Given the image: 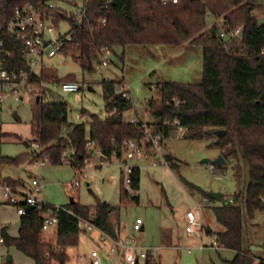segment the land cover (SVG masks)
<instances>
[{"label": "trees", "instance_id": "16d2710c", "mask_svg": "<svg viewBox=\"0 0 264 264\" xmlns=\"http://www.w3.org/2000/svg\"><path fill=\"white\" fill-rule=\"evenodd\" d=\"M254 0H83L85 17L80 27L74 25L75 14L62 10H49L45 0H0V26L4 27L16 9L31 5L59 22L70 24V41H65L62 54L69 56L84 71H93L92 63L101 51L127 45L181 46L185 43L202 49L201 83L183 84L164 82L157 85L161 99L147 104L149 114L156 119L153 125L131 123L123 114L132 107L131 99L117 91L121 83L103 81L102 98L107 116L91 115L88 131L84 124L67 122V106L46 103L45 93L32 99L31 135L26 145H37L41 151L32 162L46 159L59 166L68 163L73 171H81L90 161V146L96 148L103 159L122 160L125 143L145 140L143 126L153 135L168 138L177 129L174 121L185 130V140H201L207 131H224L219 138L223 159L233 161L238 190L231 199L212 209L217 223L223 228L214 234L220 249L233 252L226 264H263L244 247V227L258 211L264 210V25L258 26V9ZM221 18L226 40L217 36L212 26L205 32L206 17ZM105 19V24L100 19ZM240 29L237 38L228 35ZM214 34V36H212ZM13 56L9 69L25 68L20 46L9 42ZM236 50L245 55L237 56ZM37 78L46 83L69 82L70 77L58 78L56 70L41 67ZM177 102V103H175ZM66 129V136H62ZM70 153L66 156L65 151ZM31 155L0 156V184L13 190L23 189L22 181L4 177L6 168H17ZM170 168L174 167L170 157ZM140 169L130 174L129 190L121 186L120 204L128 200L138 204ZM209 199H211L209 197ZM223 200V196L222 199ZM55 213L57 218L55 244L41 239L44 214L48 204L40 210L24 205L25 213L19 217L16 237L0 227L1 245L13 248L33 264H66L67 250L77 247L83 231L80 222L90 223L96 230L114 237L118 228V208L105 202L88 207L73 201ZM209 234L211 232L209 231ZM264 254V239L261 244ZM5 264H12L11 260Z\"/></svg>", "mask_w": 264, "mask_h": 264}, {"label": "rangeland", "instance_id": "374dc122", "mask_svg": "<svg viewBox=\"0 0 264 264\" xmlns=\"http://www.w3.org/2000/svg\"><path fill=\"white\" fill-rule=\"evenodd\" d=\"M47 2L75 16L83 6V0ZM253 4L258 9V17H264V0H254ZM212 26H215L218 32H225L222 19L208 15L204 31H209ZM69 30V23L59 22L51 37L58 39L67 35ZM223 40H226V36ZM235 54L245 55L241 50H236ZM97 57L92 63L91 72L82 70L79 64L62 53L42 60L45 66L56 70L58 78L70 77L69 82L77 83L80 87L77 92L64 93L59 83H46L43 100L46 103L65 104L68 110L67 122L72 125L84 124L86 131L91 115H97L101 119L107 116L102 98L103 81L121 83L118 87L127 92L128 98L131 99L132 107L123 114V120L130 122L136 119L144 125H153L156 122L149 114L147 104L151 100L161 99L158 84L201 83L202 49L188 43L181 46L127 45L101 51ZM101 61H105L106 65L102 66L99 63ZM20 97L21 102L7 97L0 107V156L31 155L21 166L11 168L14 172L13 178L25 180L22 181L24 186L32 177L37 179L41 190L36 196L44 203L63 207L72 199L88 207H94L97 201L117 207V220L121 229L132 236L141 247L162 248L159 256L154 261H149V264H226L225 261L233 258V252L217 249L214 245V234L223 228L217 223L212 209L227 203L238 190L234 163L231 160L225 161L221 156L219 137L205 135L201 140H185L181 131L172 130L168 138L163 140V155L170 157L174 167L153 168L141 160L130 161V165L140 169L139 190L136 193L138 204L130 200L120 204L121 186L125 189L127 187L123 182L119 161L112 157L101 162L97 149L93 146H90L91 163L84 167L82 174H77L76 187L72 185L76 175L68 163L59 166L45 163L41 166L39 161L32 162L35 146L25 143L32 141L30 122L33 103L26 93H21ZM62 136H66V129H63ZM38 152L40 151L37 150ZM69 153V150L65 151L66 156ZM220 157L224 161L221 165H216L215 161ZM3 176L10 177L6 169ZM129 193L134 194L131 191ZM211 193L221 194L223 200L209 199ZM187 211L194 213L198 223L191 236L185 234ZM0 218L8 227L9 234L17 233V222L12 207H2ZM137 219L142 221L143 231L135 233L132 226ZM208 230L211 234H206ZM55 235L56 228L42 232L45 240H50ZM81 237L83 236L80 235ZM167 238L170 242H167ZM263 239L264 210L256 212L253 220L244 227V247L256 259L264 260L261 248ZM96 245L85 246L81 238L78 250L69 249L67 264H88L86 258L80 261L76 254L84 252L81 256H88L93 249L100 250L102 264H119L116 258L104 256L107 247ZM15 255L24 260L18 263L14 258L12 264H27L23 262L26 259L28 261L27 257L0 244V264H5L8 256Z\"/></svg>", "mask_w": 264, "mask_h": 264}, {"label": "built area", "instance_id": "2783aa9c", "mask_svg": "<svg viewBox=\"0 0 264 264\" xmlns=\"http://www.w3.org/2000/svg\"><path fill=\"white\" fill-rule=\"evenodd\" d=\"M166 0H164L165 2ZM173 3L176 0H172ZM49 10H56V6L48 3L45 4ZM85 17V8L82 6L74 19V25L80 27L82 20ZM102 25L105 24V19H100ZM225 29L227 26L223 25ZM55 24L53 19L47 16L31 5H26L20 9H16L12 18L8 21L6 26H0V107L7 97H12L16 102L22 100L21 93H26L30 100L40 98L45 93L46 82L37 78L38 72L41 67L45 66L42 62L45 58H53L61 49L65 41H70V35L53 39L51 36L54 33ZM240 34V29H235L229 33L230 38H237ZM217 36L223 40L225 32H218ZM9 42H14L20 46L23 64L25 68L16 71L8 68L13 52ZM102 66L106 65L105 61L99 62ZM60 89L64 93H74L80 90L77 83L63 82L59 84ZM124 87V86H123ZM121 88V87H120ZM119 87L117 91L122 93L123 97L128 98V94L122 91ZM126 88V87H125ZM120 89V90H119ZM128 91V88H127ZM177 103V102H175ZM1 113V110H0ZM131 123H138L136 119L130 121ZM177 129L184 134L185 130L179 126L177 121L173 122ZM147 143L145 140H131L125 143L124 158L119 161V166L123 173V182L126 189H130V174L135 166L129 164L130 161H143L150 167L167 166L170 168V162L163 155V139L161 135H153L151 130L143 126ZM36 151H41V148L34 145ZM98 152V153H97ZM100 161H104L101 153L97 150ZM41 166L47 163L46 159H41L38 162ZM89 165L91 162H84ZM212 170V167H210ZM81 171H74L75 179L72 183L74 187L78 186L76 181L77 174H82ZM24 192L21 190H13L10 187L0 184V206L12 207L17 216H22L25 213L24 205L36 207L40 210L43 206L47 205L36 194L41 190V184L37 179H30L28 184L25 185ZM130 191V190H129ZM63 210L62 207H55L48 205L47 212L44 214V220L41 227L42 232L50 228H56L57 218L55 213ZM185 234L191 236L195 231L194 228L198 226L194 213L187 211L185 213ZM143 223L137 219L132 226L135 233L141 231ZM80 228L83 233L96 230L90 223L81 221ZM100 232V231H99ZM100 241L108 244L104 250V256L107 258L114 257L119 264H140L148 261H154L161 252V247H141L140 244L132 237H120L118 230H114V237L100 232ZM2 240L0 239V244ZM214 245L217 249L218 244L214 240ZM190 251L188 250V253ZM88 260V264H102L100 257V250L93 249L88 256H80L79 260ZM264 264V263H263Z\"/></svg>", "mask_w": 264, "mask_h": 264}, {"label": "crops", "instance_id": "0c3cea01", "mask_svg": "<svg viewBox=\"0 0 264 264\" xmlns=\"http://www.w3.org/2000/svg\"><path fill=\"white\" fill-rule=\"evenodd\" d=\"M34 153H35V151H34ZM33 153V154H34ZM30 164H32V163H30ZM6 172L9 174V176H10V178H12V179H14V180H20V181H25V180H23L22 178H13V175H14V172L12 171V169L11 168H6ZM33 178V177H32ZM31 178V179H32ZM19 190H21L22 192H24V188L23 189H19ZM2 207H8V206H0V209L2 208ZM14 214H15V217H16V222H17V231H18V227H19V216H17L16 215V213H15V211H14ZM0 227H6V229H7V233H8V227L7 226H5V222H2V220H1V218H0ZM117 230H118V233H119V235H120V237H126V236H130V235H128L123 229H121L120 228V226H119V224H118V228H117ZM133 231V230H132ZM141 231H143V227H142V229H141ZM140 231V232H141ZM209 231V230H208ZM8 235L9 236H11V237H16L17 236V233L16 234H9L8 233ZM100 232L98 231V230H92V231H90V232H85V233H83V237H81L82 238V243L85 245V246H88V245H91V246H94V244L96 245V246H104V247H107L108 246V244L107 243H105V242H101L100 241ZM44 237L42 236V234H41V239H42V241L43 242H45V243H49V244H52V245H54L55 244V241H56V235H55V237H53V238H50V240H45V239H43ZM81 238L79 239V243H80V241H81ZM167 242H170V239H168L167 238ZM79 243H78V245H77V247H75V248H72V249H75V250H78V246H79ZM177 249H178V247H177ZM68 251H69V249L67 250V256H68V258H67V262H66V264L68 263V261H69V253H68ZM84 254V252H82V254L80 253V254H76V257L78 258V257H80L81 255H83ZM7 258H9L11 261H13L14 260V258L16 259V261L18 260V263L20 262V263H22L21 261L22 260H24V259H20V257L18 256V255H15V256H8ZM6 258V259H7ZM15 262V261H14ZM23 262H27V264H33V262L30 260V259H28V261H27V259L25 260V261H23ZM15 264H16V262H15ZM144 264H149V261L146 263V262H144Z\"/></svg>", "mask_w": 264, "mask_h": 264}, {"label": "water", "instance_id": "95a60500", "mask_svg": "<svg viewBox=\"0 0 264 264\" xmlns=\"http://www.w3.org/2000/svg\"><path fill=\"white\" fill-rule=\"evenodd\" d=\"M45 1H47V0H45ZM257 25L258 26H261V25H264V17H261V18H259V19H257ZM212 36H214V34H212ZM39 99L38 98H36V101H38ZM205 135H208V136H210V135H216L217 137H219V138H222L223 136H224V131H216V132H214V133H212V132H210V131H207L206 133H205ZM223 159L220 157L219 159H217L216 161H215V164L216 165H221L222 163H223ZM205 163H206V161H204ZM209 197L212 199V200H215V201H220L221 199H222V195L221 194H216V193H211V194H209ZM73 202V200L71 199L70 200V203H72ZM206 234H209V231H206ZM8 261H10V259L9 258H7L6 259V262H8Z\"/></svg>", "mask_w": 264, "mask_h": 264}]
</instances>
